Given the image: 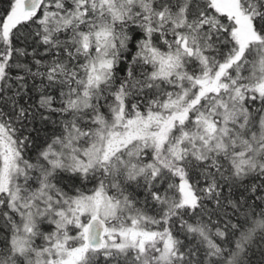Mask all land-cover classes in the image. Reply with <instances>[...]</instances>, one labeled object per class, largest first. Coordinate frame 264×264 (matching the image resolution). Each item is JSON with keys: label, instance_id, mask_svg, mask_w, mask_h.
Returning a JSON list of instances; mask_svg holds the SVG:
<instances>
[{"label": "snow or ice", "instance_id": "obj_1", "mask_svg": "<svg viewBox=\"0 0 264 264\" xmlns=\"http://www.w3.org/2000/svg\"><path fill=\"white\" fill-rule=\"evenodd\" d=\"M0 264H264V0H0Z\"/></svg>", "mask_w": 264, "mask_h": 264}]
</instances>
